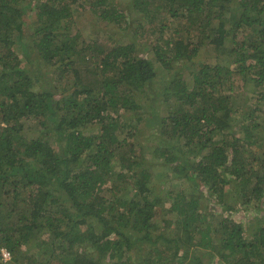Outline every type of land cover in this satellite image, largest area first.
Here are the masks:
<instances>
[{"label": "trees", "instance_id": "1", "mask_svg": "<svg viewBox=\"0 0 264 264\" xmlns=\"http://www.w3.org/2000/svg\"><path fill=\"white\" fill-rule=\"evenodd\" d=\"M90 1L0 0V252L8 250L12 263L18 262L29 239L46 232L44 241L52 250L41 242L35 253L22 256L23 264H132L138 242L131 237L136 236L153 244L137 264H259L252 258L264 248V226L253 224L249 240L232 216L215 222L210 208L216 206L199 213L201 202L192 187L204 188L201 198L210 199L229 186L233 195L242 194L244 207L228 205L223 215L235 210L244 216L250 210L252 222L264 216V175L253 174L255 156L241 152L259 142L253 131L260 127L258 106L264 102L259 92L264 0H238L234 6V0ZM79 17L91 18V24L115 23L121 38L111 45L99 41L79 47L81 34L71 33ZM168 17L183 18L184 32H168ZM242 25L251 37L228 48V37L236 39ZM104 35L113 39L112 31ZM139 35L160 36L148 45L138 41ZM202 46L215 53L218 64L197 71L191 65L201 58ZM221 59L235 60V69L225 68ZM155 62L177 69L159 94L152 93L162 76ZM238 73L247 75L248 90L258 95L255 108L242 114L227 97L234 89L229 80ZM51 80L61 86L59 97ZM156 96L160 104L151 99ZM183 105L186 109H179ZM148 113L161 125L160 140L152 154H132L128 142L137 132L131 121ZM30 124L47 138L25 135ZM238 124L241 136L234 133ZM158 159L157 166L151 164ZM152 168L165 171L173 184H192L191 191L158 192L160 176H153ZM8 197L15 203L6 210L3 198ZM164 199L172 203L169 208ZM174 214L180 217L172 219L171 235H152L153 225H165ZM198 247L210 258L192 261L191 250ZM0 264H9L1 253Z\"/></svg>", "mask_w": 264, "mask_h": 264}, {"label": "rangeland", "instance_id": "2", "mask_svg": "<svg viewBox=\"0 0 264 264\" xmlns=\"http://www.w3.org/2000/svg\"><path fill=\"white\" fill-rule=\"evenodd\" d=\"M81 1L88 2V3L91 2L90 0H81ZM122 1L125 3H128L130 0H122ZM146 1H149V0H146ZM150 1L153 3H159L160 2V0H150ZM238 2H239L238 0H234V1L230 2V5L231 6L237 5ZM96 3H98V2H96ZM156 7H157L156 5L153 6V4H150V7H148V8L149 9H151V8L156 9ZM74 9H77V8H74ZM240 14H241V12H240ZM141 15L142 14H138L137 16L139 17ZM240 16H242V15H240ZM247 16H250L252 18L251 14H249V13L247 14ZM84 19H85L84 17L77 18V20L75 22L76 26L71 31L72 34H75L77 32H79L81 34V36L78 37V44L79 45H87L90 43H93V45H94L98 41H104V42L109 43V44H114L113 42H117L121 38V36H120L121 31L119 30L120 28L115 23H114V25H112L110 23L108 25L107 24L101 25L102 23L100 24L98 21V22H95V24L92 22L94 24L93 25L90 23L91 18L88 21H86ZM253 19H257V17L253 16ZM165 22L169 23V26H168L169 30H167L168 32H172V33L175 31L184 32L182 30V27L186 23V21L183 18L182 19H172V18L168 17L167 20H165ZM228 24H230L229 21L227 22V27L229 26ZM92 25H93V27H92ZM89 26H91V28H89ZM133 27H135V25ZM244 27H245V25H242V27L238 31L234 32V34L238 35L236 39L234 36L228 37L227 43H226L228 48L233 47L235 43L243 40V38L245 36L251 37L249 34L250 31ZM136 28H137V22H136ZM27 30L29 33H32L31 30H29V29H27ZM144 30H147V29H144ZM144 30H141V33ZM105 31H109V32L112 31L113 32V35H112L113 39L105 36L104 35ZM117 31H118V33H117ZM147 36L148 35H145L144 37H147ZM155 36H160V35H153V36L146 38V39L143 38L141 35H139L137 38H138V41L141 43L143 41H146L148 43V45H152L153 41L155 39L154 38ZM181 37H183V39L185 40V43L188 42V40L190 39L187 37V35H182ZM191 40H196V39H195V37H191ZM17 49L19 50V48H17ZM199 53L202 54V56H201V58L197 57L195 59V61H193L192 65H191V67H193V69L196 68V70L199 71L200 66H202V65L212 64V63L215 65H216V63L218 64V62L216 61V55L213 51L206 50L205 47L202 46L199 50ZM248 55H250V52L248 53ZM86 58L89 59V56H86ZM199 59H200V61L198 62ZM233 61H235V60H233ZM233 61L230 62V61H225V60L221 59V62L224 65V67L227 69H230V70L235 69L234 67L236 66V64H233ZM248 64H250L249 61H248L247 65ZM171 65H173V64H171ZM77 67H83V66L78 65ZM93 67H94V65H91V70L93 69ZM169 70H168V72L167 71H165V72L160 71L161 73H163V75L160 78L161 81L156 84L157 90L155 92L152 91V93L159 94L158 91H160L162 89V87L166 84V81L168 82L170 80V78L173 77L174 74H176V73H174V71L177 69H175L174 71H169ZM83 74H85V72H83ZM229 81L231 83H234L233 92L231 91V92L227 93V97H229L230 103L233 106V110L234 111L236 110L237 112L242 114L244 110H245V113H247L246 111L248 109H251V110L254 109L255 105L257 103V100H258V95H257V93L255 94L253 91L248 90L247 75L245 73H243V74L238 73V74H235L232 78H230ZM50 83L53 87L54 94H56L57 97H59L61 95V94H59L61 86L58 83H54L52 80L50 81ZM251 83H253V81H251ZM46 85H47V87L50 86V84H48V83ZM57 90H59V91L57 92ZM259 92H260V94L264 95V85H262V87L259 88ZM225 95H226V92H225ZM151 99H154L158 104H160V102L162 101V98H160V96H156V99L154 97L153 98L151 97ZM177 100H180V99L177 97ZM180 101H184L181 103H184L185 105H187L189 103V102L185 101L184 99H181ZM259 103L260 104L258 107H261L262 113L261 114L258 113L260 115V118L257 121V123L260 124V127L258 130L253 131L254 135L257 136V138L259 140V142L257 143L258 145L253 146V148L252 147L250 148L248 145H246L245 148L241 149V152L247 153V154H253V156H255L254 162H251V160H250L251 166H252V172H253V174H260V176H263L264 175V102L262 100ZM165 104H167V103H163V105H165ZM197 104H199V102H197ZM185 105H183L182 107L179 106L180 107L179 109H186ZM195 107L196 106H194L193 109H195ZM131 122L133 125V129H134V126L136 127L135 131L137 132V136H138V137L135 136L133 139H130V142H128L129 139H127V141H126L129 143V145L133 144V153L132 154L138 155V154H143V152H145V154H147V153L152 154L151 148L156 147V145H158V142L156 141V139L160 140V131L159 130L161 128V125H160V123H158L159 121L157 122V120L154 117L150 116V114L148 113V115H145V116H141V115H140V117L135 116L133 118V121H131ZM30 126H31V124L29 126L27 125V127H25V132H23L25 135L30 136V138H37V136L38 137L40 136L41 138L46 137V135L42 133L41 129L36 130L35 128H32ZM240 127L241 126L239 124L234 127L235 135H238V136L243 135V131H241ZM31 129H33V131H31ZM152 132L155 133L154 137L153 136L149 137L150 134H152ZM236 132H238V133H236ZM93 133H94V128L92 129V134ZM219 139H221L220 136L216 138L217 141ZM49 141L51 143H54L56 141L54 135L49 137ZM171 144L175 145V141L171 142ZM123 151H125V150H123ZM207 151L208 150L204 151L203 154H206ZM196 160L200 161L201 158L196 159ZM159 161L160 160L158 159L157 162L153 161L151 164L157 166ZM150 172L155 177L160 176V180H157V184L155 187V188H157L158 192H160V193H164L167 190L173 188V190L175 192V196L176 195H184L185 192L188 193L186 188H189L190 186L192 187V184H190V186H189V184L185 183V182H183L181 184H173L172 183L173 181H170V179H167L166 177H164L165 171H162L160 169L158 170V169L152 168ZM168 174H170V171L168 172ZM203 185H205V184H203ZM190 191H191V189H190ZM232 192H235V191L233 189L231 190L229 186H226L224 193L222 195H220L221 199H220V196H210L209 195L208 197L210 199L204 200V199H201V195H198L197 198L201 202L197 207L198 212L199 213L208 212L207 205H208V207L215 205L216 207L210 208V213L213 212V214L215 215L213 217L215 222H217V223L221 222V218L224 219L223 216H228V215L232 216V218L236 221L235 225L242 226L245 228L243 230V235L250 240L254 237L251 236L250 232H248L247 230H250V228L253 224H255V225L258 224L260 226L261 225L264 226L263 225L264 216L262 215L260 217V220H257L256 222H252V219L250 220V217L252 215L250 210H246L245 211L246 213L244 214V216L239 215L237 212H235V210H231V213L223 215L221 209L227 207L228 205L229 206L238 205V207H244V204H243L244 197H242V194L233 195ZM133 193L132 194L128 193L129 197H132ZM103 194H106V196H108V197L111 195L107 191L103 192ZM168 198H171V197H168ZM3 199H4L3 209H6V210L11 209L15 203V201L12 202L13 198L8 197V198H3ZM163 201H164L165 208H169L172 204V203L168 202L169 199H166V200L164 199ZM183 204L185 205V203H183ZM193 213H195V210L193 211ZM174 217H180V216L177 214H174L166 222L165 225H162V226L161 225L160 226L153 225V227L150 228V232L152 233V235L164 234L167 237H168L167 234L171 235V232L174 229V225L172 222V219ZM229 223H231V222H229ZM216 234L218 235V233H216ZM46 236H47L46 232L36 233V235L34 237H32L31 240L29 239L28 245L25 246L24 248H22L21 252L19 253L18 257L20 258V260H18V262L13 261V263H12V261H11L8 263L9 264H23L24 261H23L22 256L26 255V254L32 255L33 253H35L36 249H34V248H36V245L40 244L41 242H43V244H45L47 250H52L51 244L46 245V243L44 241V239H47ZM218 236H220V235H218ZM131 238H132L131 239L132 241L138 242V246H135L136 247V253H135L134 257L131 258V261H133L132 264H137L138 261L144 262L147 255H148V252L153 248V244L149 243L147 241H141L140 242V241H138L139 239H136V236H135V238L134 237H131ZM159 241H161V239ZM162 243L165 244L164 241H162ZM27 249H31L30 250L31 252L27 253L26 252ZM199 249H201V248L198 247L197 249L191 250L192 251V253H191L192 254L191 260L192 261L195 260V257L210 258L207 255H203L204 254L203 251L199 250ZM207 253L208 252H206V254ZM47 258H48V255L45 256V259H47ZM252 261H254L255 263L259 262V264H264V248H262L261 254L259 255V257L258 256L253 257ZM105 264H107V263H105ZM216 264H226V263L218 260V261H216Z\"/></svg>", "mask_w": 264, "mask_h": 264}, {"label": "clouds", "instance_id": "3", "mask_svg": "<svg viewBox=\"0 0 264 264\" xmlns=\"http://www.w3.org/2000/svg\"><path fill=\"white\" fill-rule=\"evenodd\" d=\"M99 42V41H98ZM105 44H107V45H111V44H109V43H106V42H104ZM91 44H93V43H90V44H87V45H79L78 44V46L79 47H87V46H89V45H91ZM96 44V43H95ZM86 59H88V58H86ZM156 63V62H155ZM78 65H81V64H78ZM77 65V66H78ZM156 65H157V68H158V70H160V71H163V72H165V71H167L168 72V70H165L164 68H162V65L161 64H159V63H156ZM81 66H83V65H81ZM76 68H79V69H83V68H86V65L85 66H83V67H76ZM87 69V68H86ZM83 72H85V71H83ZM83 72H82V74H83ZM162 75H163V73H161ZM74 83H75V81H74V79H73V75H71L69 78H68V85L72 88L73 87V85H74ZM125 115L127 116V114L125 113ZM193 188V191L195 192V196L196 197H198V195H201V193H202V191H204V188L202 189V188H200V190H195V188H194V186L192 187ZM198 193V194H197ZM202 199V198H201ZM205 200V199H204ZM222 210V209H221ZM223 211V210H222ZM3 250H6V249H1V257H2V261L4 262V263H8V262H11L12 261V255H11V259L9 260V261H4V259H3V255H2V251ZM6 251H8V250H6ZM10 253V252H9ZM11 254V253H10Z\"/></svg>", "mask_w": 264, "mask_h": 264}, {"label": "built area", "instance_id": "4", "mask_svg": "<svg viewBox=\"0 0 264 264\" xmlns=\"http://www.w3.org/2000/svg\"><path fill=\"white\" fill-rule=\"evenodd\" d=\"M4 261H9L11 259V254L9 251L3 250L2 251Z\"/></svg>", "mask_w": 264, "mask_h": 264}]
</instances>
